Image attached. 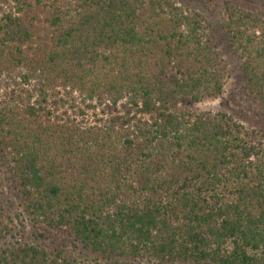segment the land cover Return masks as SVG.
<instances>
[{
    "label": "trees",
    "instance_id": "1",
    "mask_svg": "<svg viewBox=\"0 0 264 264\" xmlns=\"http://www.w3.org/2000/svg\"><path fill=\"white\" fill-rule=\"evenodd\" d=\"M41 7L50 45L27 20ZM226 12L264 111V19ZM227 75L190 0H0V159L43 240L0 264H264V132L182 111L220 98Z\"/></svg>",
    "mask_w": 264,
    "mask_h": 264
},
{
    "label": "rangeland",
    "instance_id": "2",
    "mask_svg": "<svg viewBox=\"0 0 264 264\" xmlns=\"http://www.w3.org/2000/svg\"><path fill=\"white\" fill-rule=\"evenodd\" d=\"M190 2L191 5H195L202 11L208 22L212 25L218 49L228 69V75L224 93L220 98L208 99L194 105H184L182 111H189L197 115L226 113L247 129L264 132V111L260 104L249 97L244 90V82L240 68L241 61L235 48L230 43V36L227 31L228 17L226 12L228 5H234L241 9H251L264 19V7L255 0H190ZM49 11L48 8H35L31 15H29L30 18L27 19L31 23H34L37 28L36 30L41 35V39L45 40L48 45H50L51 35L53 33L48 24H46L47 19L50 17ZM16 88L10 81L5 84L3 86L4 92L2 99L7 100L8 104L12 106L17 104L20 109L22 108V102H25L27 97L25 94L15 93ZM12 94H14V101L10 99ZM55 109L59 110L58 113L60 114L67 111L71 117H75L77 115L76 113H79L80 110L84 111L83 106L80 110L76 109V107L70 110L68 106H63L62 104H59ZM97 114L101 116L100 112H97ZM94 117L95 114L93 112L87 113L86 122L89 119H94ZM3 163V160L0 159V214L2 216L0 219V227L4 228L7 226L8 231L11 230V233L4 236L6 237L4 241L0 239V250L4 249L5 246L16 245L17 243H40L43 240L37 237L39 233L37 227L31 222L28 215L24 213L23 202L15 196L10 188L9 176Z\"/></svg>",
    "mask_w": 264,
    "mask_h": 264
}]
</instances>
